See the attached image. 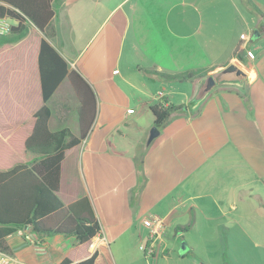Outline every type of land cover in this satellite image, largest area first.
I'll use <instances>...</instances> for the list:
<instances>
[{
    "label": "crops",
    "instance_id": "obj_1",
    "mask_svg": "<svg viewBox=\"0 0 264 264\" xmlns=\"http://www.w3.org/2000/svg\"><path fill=\"white\" fill-rule=\"evenodd\" d=\"M253 4L264 13V0L51 1L41 35L96 100L87 134L60 162L57 194L64 204L87 198L101 231L77 245L72 234L19 228L3 237L8 253L24 264H77L93 254L92 264H199L194 241L224 246L240 230L264 245V18ZM236 45L242 60L232 61L247 78L216 85L147 143L149 107L160 98L187 105L202 81L156 72L224 66ZM28 68L0 63V101L28 100ZM47 104L50 130L79 134V101L67 77ZM16 114L0 109V131ZM154 216L163 228L147 254L137 245L148 243L142 219Z\"/></svg>",
    "mask_w": 264,
    "mask_h": 264
},
{
    "label": "trees",
    "instance_id": "obj_2",
    "mask_svg": "<svg viewBox=\"0 0 264 264\" xmlns=\"http://www.w3.org/2000/svg\"><path fill=\"white\" fill-rule=\"evenodd\" d=\"M52 0H0V18L14 20L8 35L0 36V63L28 64L31 91L28 100L1 99L3 112L16 111V118L0 131V252L8 253L4 235L19 228H30L39 235L72 234L76 244H91L101 228L93 209L83 197L71 204L59 198L60 162L66 150L78 145L87 134L95 115V94L75 70L68 71L64 58L43 38L53 17ZM255 11L264 13L253 4ZM236 45L232 60H242ZM222 65L184 72H156L178 82L204 78ZM67 77L79 101V134L69 128L50 130L47 100L59 82ZM34 88V89H33ZM8 103V107L6 106ZM168 103L160 98L151 105L153 126L158 130L172 114L194 107ZM95 254L77 264H92ZM70 260L65 259V263Z\"/></svg>",
    "mask_w": 264,
    "mask_h": 264
},
{
    "label": "rangeland",
    "instance_id": "obj_3",
    "mask_svg": "<svg viewBox=\"0 0 264 264\" xmlns=\"http://www.w3.org/2000/svg\"><path fill=\"white\" fill-rule=\"evenodd\" d=\"M63 40L66 42L69 39L64 38ZM252 41L254 42V39ZM251 44L249 42L248 46L250 47ZM63 50L70 51L69 43L64 45ZM252 52L255 53L254 49H252ZM254 222L256 223L258 220L255 219ZM236 234V238L233 239L232 237L224 246H218L217 243L212 241H194L191 256H197L201 260L199 264H264V245H254L253 239L247 237L243 231L238 230L234 233V236ZM140 244L146 245L143 241L137 247Z\"/></svg>",
    "mask_w": 264,
    "mask_h": 264
},
{
    "label": "water",
    "instance_id": "obj_4",
    "mask_svg": "<svg viewBox=\"0 0 264 264\" xmlns=\"http://www.w3.org/2000/svg\"><path fill=\"white\" fill-rule=\"evenodd\" d=\"M247 76L248 72L245 68H243L236 61H230L226 65L215 69L202 79L193 99L190 102H192L193 105H196L216 85L222 83H242ZM158 133L159 130L156 127H152L149 132L147 143L157 136Z\"/></svg>",
    "mask_w": 264,
    "mask_h": 264
},
{
    "label": "built area",
    "instance_id": "obj_5",
    "mask_svg": "<svg viewBox=\"0 0 264 264\" xmlns=\"http://www.w3.org/2000/svg\"><path fill=\"white\" fill-rule=\"evenodd\" d=\"M11 25L12 24L9 21H7L5 17L0 18V36L9 33ZM248 56L250 58L253 57L251 53H248ZM161 96H162L161 92H159L158 97L160 98ZM142 224L148 230V243L146 245H140V249L142 251H145V253L147 254H151L153 252L154 239L157 237V235L163 228V222L159 217L154 216L149 218H143ZM23 235L26 239H31L28 233L24 232ZM0 264H24V263L20 261L16 256L10 253L0 252Z\"/></svg>",
    "mask_w": 264,
    "mask_h": 264
}]
</instances>
